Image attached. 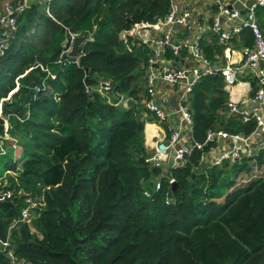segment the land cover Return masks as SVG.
Listing matches in <instances>:
<instances>
[{
	"label": "trees",
	"instance_id": "16d2710c",
	"mask_svg": "<svg viewBox=\"0 0 264 264\" xmlns=\"http://www.w3.org/2000/svg\"><path fill=\"white\" fill-rule=\"evenodd\" d=\"M172 1H33L17 15L0 56V242L11 240L18 264H264V174L235 181L247 162L264 168V131L252 157L202 159L217 144L209 131L256 130L253 118L229 113L222 75L203 76L186 99L191 141L202 146L176 166L145 161L144 126L158 123L144 107L149 49L121 34L164 19ZM256 16L264 37V7ZM240 40L253 45L249 30ZM199 47L224 62L217 35ZM26 196L42 198L29 222L19 221ZM0 264H10L1 249Z\"/></svg>",
	"mask_w": 264,
	"mask_h": 264
},
{
	"label": "built area",
	"instance_id": "2783aa9c",
	"mask_svg": "<svg viewBox=\"0 0 264 264\" xmlns=\"http://www.w3.org/2000/svg\"><path fill=\"white\" fill-rule=\"evenodd\" d=\"M33 1L46 3L49 0H6L4 9L0 15V56L5 53L9 47V41L13 37L17 29V15L20 14ZM215 7V14L209 24H198L197 33L191 38L182 40H174L175 33L184 31L190 25L191 13L183 9L180 4L173 0L170 3L169 11L164 19L159 20L155 24L138 23L133 27L124 31L121 38L127 37L137 39L139 43L144 44L149 49L148 69L146 71V99L144 107L157 119L158 123L164 122L167 113L156 102L157 86L159 83L179 85L181 92L178 97L175 112L179 116V126L176 129H170L167 137L157 138L152 141L151 151L145 158L150 167L176 166L183 161L185 156L193 147L200 148L202 145L193 142L186 144L182 140L181 128L189 130L191 135V113L186 102L187 96L192 86L203 76L220 74L225 83V90L228 93L227 106L230 114L237 115L243 121L251 118L255 120L256 130L249 136L230 135L223 131H209L206 141L220 139L230 141L229 147L219 154L207 159L206 156L217 146L212 148L203 156V161L211 165H221L227 161L234 163L243 157H252L256 146L251 136L256 134L262 136L264 131V116L260 111V106L264 104V37L261 34L257 23L256 11L258 7H264V0H250L248 3L243 2V8L238 9L230 7L228 0H208ZM238 1V0H233ZM145 24V25H144ZM139 25L140 27H137ZM141 25H144L141 27ZM244 30H249L253 36V45H241L238 50L240 55L239 61H231L230 56L235 51L229 46L234 38H239ZM211 32L217 35L220 43L225 45L223 56L226 55V62L223 64L210 63L200 52L201 37ZM74 37L70 36V42ZM171 51L176 56L180 55L182 50L190 56V61L196 66H178L172 60L165 57L166 50ZM240 74H245L248 78L256 81V91L252 97L249 95L234 96V88L240 83ZM53 79L54 75L48 73ZM249 84H250V80ZM35 91H39L38 86L34 87ZM110 82L102 81L99 83L97 90L104 94L110 90ZM124 106L127 105L128 99H119ZM251 104V105H249ZM152 123V122H150ZM155 123V122H153ZM7 124L5 123V131ZM7 133H5L6 137ZM261 138V137H260ZM261 141V140H260ZM3 148H0L1 152ZM210 160V161H209ZM169 183L173 184V180L169 179ZM158 188V183H156ZM42 205V198L26 196L24 206L20 211L19 221H28L31 219V210ZM17 220H14L9 228L14 227ZM11 240L7 237L4 242H0V249L5 253L10 264H18L17 258L11 248Z\"/></svg>",
	"mask_w": 264,
	"mask_h": 264
},
{
	"label": "crops",
	"instance_id": "0c3cea01",
	"mask_svg": "<svg viewBox=\"0 0 264 264\" xmlns=\"http://www.w3.org/2000/svg\"><path fill=\"white\" fill-rule=\"evenodd\" d=\"M6 0H0V15L3 12L4 9V3ZM180 6L183 9L188 10L191 13V20L190 25L187 27L184 31L175 33L173 35L174 40H182L184 38L191 39L196 33H197V25L198 24H209L212 21V18L215 14V7L210 4L208 0H176ZM250 0H246V3H248ZM236 1L228 0V5L230 7H234ZM242 10V9H241ZM209 33V32H206ZM242 43L239 38H234L230 43L229 46L232 50L235 52L233 54L229 53L226 54L230 56L231 61H239L240 55L238 50L240 49ZM226 55L224 54V62H226ZM182 59L183 63L179 60ZM175 65H178L180 67L182 66H188L190 61V56L186 53L184 56L179 55L177 56V60L173 61ZM223 62V63H224ZM221 63V64H223ZM220 64V63H217ZM240 83L235 86L234 88V96L242 98L249 95L250 91V84L249 81L246 79L247 76L245 74H240ZM177 85L172 84H162L159 83L157 86V93L155 100L156 102L163 108V110L167 113V117L164 120L163 123H146L144 126V143L145 147L148 151V154L150 153L151 144L152 141L157 138L167 137L169 135L170 129H176L179 126V116L174 113L178 101V97L181 92V87L178 85L179 90L178 94H175V87ZM251 105V104H249ZM260 111L264 116V104L260 106ZM148 125V126H147ZM150 127L149 134L147 133V129ZM182 130V140L184 143L189 144L191 135L189 133V130L186 128H181ZM261 136H258L256 134L251 136V140L256 143L255 145L258 146L259 142H262ZM261 140V141H260ZM230 141L220 139L217 143V146L206 156L207 159H210L211 157L219 154L223 150H226L229 147ZM210 161V160H209ZM166 164L165 166H167Z\"/></svg>",
	"mask_w": 264,
	"mask_h": 264
},
{
	"label": "rangeland",
	"instance_id": "374dc122",
	"mask_svg": "<svg viewBox=\"0 0 264 264\" xmlns=\"http://www.w3.org/2000/svg\"><path fill=\"white\" fill-rule=\"evenodd\" d=\"M175 87V94H178V90L179 87L174 86ZM6 138H8L9 140H13V138L9 137L8 134L6 135ZM14 142V140H13ZM15 144V142H14ZM11 149L13 150L12 153L13 154V158H17L18 153L20 152L19 148L15 145L11 146ZM3 152L6 151L5 148L2 149ZM9 151V150H8ZM11 151V150H10ZM247 166L250 168L249 171H246V169H243L242 171H240L235 179L236 181V187H241V186H245L251 179H254L258 176H262L264 174V168H257L254 165V162H247ZM13 174V173H12Z\"/></svg>",
	"mask_w": 264,
	"mask_h": 264
},
{
	"label": "water",
	"instance_id": "95a60500",
	"mask_svg": "<svg viewBox=\"0 0 264 264\" xmlns=\"http://www.w3.org/2000/svg\"><path fill=\"white\" fill-rule=\"evenodd\" d=\"M246 0H238V1H236L235 2V4H234V7L235 8H238V9H242L243 8V2H245ZM145 25V24H144ZM144 25H141V27H143ZM137 27H140L139 25H137ZM179 60L181 61V63H183V60L182 59H180L179 58ZM189 66H196V64L195 63H193V62H190L189 64H188ZM174 185V183L172 184V186Z\"/></svg>",
	"mask_w": 264,
	"mask_h": 264
}]
</instances>
